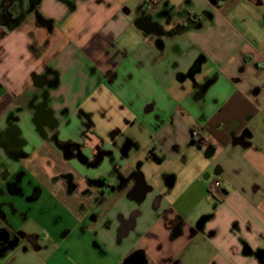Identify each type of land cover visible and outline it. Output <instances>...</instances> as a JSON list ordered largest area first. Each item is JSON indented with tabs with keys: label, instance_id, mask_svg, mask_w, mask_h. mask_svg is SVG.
Instances as JSON below:
<instances>
[{
	"label": "crops",
	"instance_id": "crops-1",
	"mask_svg": "<svg viewBox=\"0 0 264 264\" xmlns=\"http://www.w3.org/2000/svg\"><path fill=\"white\" fill-rule=\"evenodd\" d=\"M262 1L0 0V264H264Z\"/></svg>",
	"mask_w": 264,
	"mask_h": 264
},
{
	"label": "rangeland",
	"instance_id": "rangeland-1",
	"mask_svg": "<svg viewBox=\"0 0 264 264\" xmlns=\"http://www.w3.org/2000/svg\"><path fill=\"white\" fill-rule=\"evenodd\" d=\"M263 2V6L261 7V9L264 10V0L262 1ZM33 193V192H32ZM3 203H4V208L1 209L4 211V213L6 214V218L4 220V223H6V225L8 227H10L11 229L14 230V232L12 233H20L18 229H22V226H23V223H24V220H23V217L20 218V214L21 212H26L23 207L24 206H21L20 208L18 207H15V209H17V211H13L12 209V205H15L14 203V198L13 197H10L8 196V194H5L4 198H3ZM24 205V204H23ZM54 219L52 218L51 216V219L50 221H48V223L46 224L47 225V229L50 230V227L52 228L50 231H53L52 233V236L55 237L56 239H60V240H65V245L64 246H69V245H72L74 248L77 247V250H74V251H71V249H68V257L69 259H72L73 261L75 262H95L97 260V263H102L101 260H99V256L97 254L94 253V251H91V252H88L87 254H83L82 255V252H81V249L82 247H80L81 245H84L86 243H89L88 242V239L87 237H83V240H78V236L81 235V232L77 231V230H73L75 232H71L69 233L67 236H66V233L65 230L67 229L65 224H61L59 226H57L56 228L53 229V224H54ZM51 222V223H50ZM65 222V221H64ZM70 223L74 226V221L70 220ZM31 224V223H29ZM52 224V225H51ZM6 225L1 227L3 229H6L7 230V227ZM9 229V228H8ZM13 235H16V234H10L9 237L13 238L14 236ZM67 237V239H66ZM26 240H28L26 238ZM49 245L54 243L50 240H48L47 242ZM90 244V243H89ZM72 248V247H70ZM91 249L90 250H93V247H90ZM62 249H66V248H62ZM96 256V258H95ZM60 264L61 262L60 261H55L54 258L52 259V261L50 262V264Z\"/></svg>",
	"mask_w": 264,
	"mask_h": 264
},
{
	"label": "built area",
	"instance_id": "built-area-1",
	"mask_svg": "<svg viewBox=\"0 0 264 264\" xmlns=\"http://www.w3.org/2000/svg\"><path fill=\"white\" fill-rule=\"evenodd\" d=\"M159 3H160L159 0H149V5H150L151 9H152V10H155V11L158 10ZM1 90H2V88H1V85H0V94H1ZM1 103H2V99H1V96H0V104H1ZM191 136H192L193 140L196 141L195 143H196L197 145H202V144H204L205 140H203V138H201V137L199 136L198 131L194 130V131L192 132ZM219 187H220L219 182H218V181H215V182L213 183L212 187L210 188V192H211V193H215V191H217V190L219 189Z\"/></svg>",
	"mask_w": 264,
	"mask_h": 264
},
{
	"label": "water",
	"instance_id": "water-1",
	"mask_svg": "<svg viewBox=\"0 0 264 264\" xmlns=\"http://www.w3.org/2000/svg\"><path fill=\"white\" fill-rule=\"evenodd\" d=\"M137 27L143 28L146 26V20L144 18L138 19L137 22ZM5 233H0V241L5 240ZM124 264H146L145 260L139 253H135L131 255L127 260L124 262Z\"/></svg>",
	"mask_w": 264,
	"mask_h": 264
},
{
	"label": "flooded vegetation",
	"instance_id": "flooded-vegetation-1",
	"mask_svg": "<svg viewBox=\"0 0 264 264\" xmlns=\"http://www.w3.org/2000/svg\"><path fill=\"white\" fill-rule=\"evenodd\" d=\"M1 142L3 143V140ZM6 151L8 153V149ZM0 233H2V232L0 231ZM4 238H5L4 241H0V255L5 251V249H7L9 246L13 245L15 242L14 238H11V237L7 236L6 234H5Z\"/></svg>",
	"mask_w": 264,
	"mask_h": 264
},
{
	"label": "trees",
	"instance_id": "trees-1",
	"mask_svg": "<svg viewBox=\"0 0 264 264\" xmlns=\"http://www.w3.org/2000/svg\"><path fill=\"white\" fill-rule=\"evenodd\" d=\"M39 20H41V18H39Z\"/></svg>",
	"mask_w": 264,
	"mask_h": 264
}]
</instances>
